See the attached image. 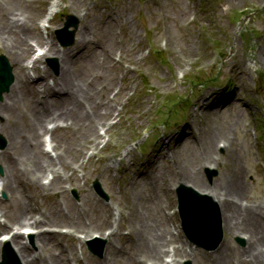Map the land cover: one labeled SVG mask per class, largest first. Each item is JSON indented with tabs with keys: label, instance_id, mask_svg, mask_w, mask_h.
I'll return each mask as SVG.
<instances>
[{
	"label": "rangeland",
	"instance_id": "obj_1",
	"mask_svg": "<svg viewBox=\"0 0 264 264\" xmlns=\"http://www.w3.org/2000/svg\"><path fill=\"white\" fill-rule=\"evenodd\" d=\"M9 1L0 0L2 6H6ZM47 1L22 0L31 11L24 5L19 6L17 1L12 6L27 15L28 12L32 13L30 21L34 22L39 32L37 21L44 16ZM62 1L59 12L48 27L49 40L59 51L75 47L78 33L85 24L87 35L95 44L114 43L110 48L108 64L105 59V67L110 69L108 75H112V82H107L110 87L105 90V95L110 100L113 97L114 108L109 123L115 124L110 129L106 126L101 129L102 143L94 156H90L86 168L81 169L80 181L72 180V183L65 184V198L71 196L77 202H81L88 190L94 197L100 196L93 185L96 180L108 194V199L100 196L102 200L96 208L84 201V220L98 222L89 233H85L88 236L92 233L101 235L111 223L117 226V206L130 204L132 194L136 199L137 210L144 218L149 212L156 213V200L152 201L148 192L152 189L151 182L146 181L143 186L134 188L135 193L131 187V178L139 172H146L147 175L151 169H157L164 173L165 179L160 183L165 191L172 193V198L162 201L161 211L174 210L177 204L176 188L185 184V181L181 182L178 177L167 174L173 173L169 168L171 164L183 166L184 161L191 157L183 155V148L200 156L202 163L197 168L208 186L211 187L220 177L222 179L223 175H226L223 179L230 182L226 148L214 145L216 150L208 152L211 153L210 157L221 159L220 163L201 166L207 151L205 144L212 138L213 144L223 140L226 145L230 143V149L235 148L234 155L243 170V193L240 199L248 206L260 201L264 210V169L258 164L259 156L264 162V149L260 141L257 147L255 145L259 135L264 133V130L260 131V128L264 129V121L260 124L259 132L254 129L255 122L258 125L260 119H264V0H83L85 5L79 9L72 7L71 0ZM105 11L111 12L112 20L103 15ZM69 15L78 20V28L75 42L65 47L57 39L55 31L64 26ZM97 50L98 55L105 52ZM1 53L6 55L4 48ZM98 55L96 58L92 56L95 64L99 63ZM80 59L79 62L85 64L86 58ZM39 66L42 71L46 69L45 75L52 83L59 75L60 58L50 54L39 62ZM89 74L92 73L87 72L83 78L86 80ZM105 83L99 82L96 88L100 89ZM9 92L3 94L0 102ZM218 92L221 95L215 99L214 94ZM203 104L206 105L202 107ZM186 132H193L194 139L186 147H173L175 136L178 138V134ZM0 135L6 139L3 134ZM87 145V148H92L90 146L93 143ZM6 146L7 139L3 149ZM87 148L85 145L83 150ZM107 165H114L113 170L104 172ZM1 169L3 171L0 165ZM209 171L217 172L212 180L209 179ZM52 192L59 197L58 190ZM52 198H47L43 193L38 199L48 204ZM211 198L214 207L220 209L216 200ZM6 204L1 203V207ZM109 208L115 213V218L108 220ZM172 220L177 226L173 230L180 246L209 254L215 250H207L190 241L179 227L178 214ZM119 226V232L112 241L127 245L131 234H123L125 228H131L127 221H120ZM177 232L179 235H176ZM76 235L78 238L80 235L86 236L84 232ZM225 236L226 239L230 238L224 232ZM72 238L64 241L70 244L74 242L79 247L80 240ZM234 240L243 248L247 238L236 235ZM105 242L107 246L108 241ZM98 244H103V241ZM10 248L14 263L24 264L16 251V245L10 243ZM83 249L96 261L104 257L91 252L86 244ZM187 258L192 264L203 261L200 255ZM84 261L90 264L86 257ZM206 261L209 263L207 258ZM125 263L129 264L128 261Z\"/></svg>",
	"mask_w": 264,
	"mask_h": 264
},
{
	"label": "bare ground",
	"instance_id": "obj_2",
	"mask_svg": "<svg viewBox=\"0 0 264 264\" xmlns=\"http://www.w3.org/2000/svg\"><path fill=\"white\" fill-rule=\"evenodd\" d=\"M14 1L31 11L22 0H10L6 6H2L0 2V50L5 49L6 56L14 66V82L10 92L0 102V133L7 139V147L0 150V164L4 170L0 186L7 195L5 201L0 199V229L14 231L10 241L16 245L23 263L86 264V257L90 264H126V261L129 264H180L178 259L191 255V252L193 257H203L199 264H264V244L260 245L264 242V219L260 211L262 203L243 206L239 197L243 193V170L234 155L235 148L230 147L226 148L230 182H226L223 179L226 175H223L222 179L220 177L211 187L208 186L197 168L202 163L200 156L185 148L182 149L183 155L191 157L184 161L183 166L171 164L169 168L173 173L167 174L211 195L220 204L223 226L230 238L214 252H194L192 249L189 252L179 245L166 223L171 217L166 211H161L162 201L172 198V194L162 188L160 182L165 179L164 173L158 172L156 168V171L151 169L147 175L146 172H139L131 178L134 193V188L143 186L146 181L151 182L152 189L148 192L152 201L156 200V213L146 209L149 214L144 218L137 210L134 194L130 204L118 207L121 223L127 221L133 231L127 239V245H118L110 240L117 235V231L113 230L107 237L104 258L96 261L85 256L84 251L81 257L73 242L70 244L64 241L75 237L74 232H87L98 224L97 221H85L83 218L86 213V210L85 213L82 210L85 202L91 203L94 208L100 204L90 191H85L81 204L65 198L64 193L67 191L65 184L72 180L78 181L79 169L85 166L84 161H81L85 152L83 147L86 145L87 148V144L92 141L98 147L99 129L108 125V117L114 108L112 101L105 95V90L110 87L107 82H112V75H108L110 69L105 67V59L108 64L110 48L114 43L95 44L88 37L85 24L78 33L75 47L59 51L53 42L43 39L37 32L34 22L30 21L32 13L28 12L27 15L16 10V6H12ZM71 5L79 9L85 4L83 0H71ZM104 14L113 19L110 11H105ZM31 39L41 48H46L42 58L50 54L60 58L59 75L52 83L45 75L46 69L42 71L38 67L41 58L31 60L34 46H37ZM97 49L105 52L98 55ZM97 55V61L102 65L94 63L92 56L96 58ZM83 57L86 58L85 64L79 62ZM31 64L38 71V76L29 82L28 69ZM87 72L92 74L85 80L83 76ZM99 82L106 83L97 89ZM52 124L54 126L49 129L48 125ZM178 135V138L175 136V148L186 147L194 139L193 132ZM46 136L55 142L54 153L44 149V144L50 142L46 138L43 143ZM212 139L205 144L206 162L203 160L201 166L220 163L221 159L210 157L211 153L208 152L216 150L215 146L220 145V141L213 144ZM212 145H215L214 148ZM210 159L212 162H209ZM106 171H112V166L107 165L104 172ZM45 179H48L47 184L44 183ZM53 190H58L59 197L54 195ZM43 193L47 198L53 197L48 204H43L38 199ZM3 202L7 204L1 207ZM108 213L110 218L113 210L109 208ZM64 226L71 227V231L63 233L59 230ZM22 228L25 229L23 232L20 231ZM26 231L30 233L26 234ZM30 235L35 239V250L26 240ZM236 235L247 238L243 248L235 243ZM2 249L3 243L0 241V259ZM135 250L137 255L133 256ZM166 258L170 260L167 261Z\"/></svg>",
	"mask_w": 264,
	"mask_h": 264
},
{
	"label": "water",
	"instance_id": "obj_3",
	"mask_svg": "<svg viewBox=\"0 0 264 264\" xmlns=\"http://www.w3.org/2000/svg\"><path fill=\"white\" fill-rule=\"evenodd\" d=\"M70 26V23H68ZM73 43V34L67 44ZM6 75L4 76V73ZM2 88L12 81L10 69L4 65L1 68ZM4 76V77H3ZM181 210L184 218V227L190 238L198 245L214 248L221 240L219 219L213 206L206 201H199L189 194L181 193Z\"/></svg>",
	"mask_w": 264,
	"mask_h": 264
}]
</instances>
